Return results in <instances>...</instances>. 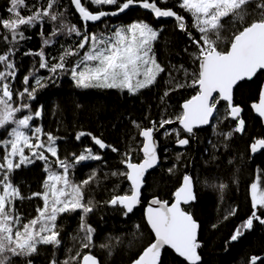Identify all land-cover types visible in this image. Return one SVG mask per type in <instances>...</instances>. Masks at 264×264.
Instances as JSON below:
<instances>
[{
	"label": "snow or ice",
	"instance_id": "1",
	"mask_svg": "<svg viewBox=\"0 0 264 264\" xmlns=\"http://www.w3.org/2000/svg\"><path fill=\"white\" fill-rule=\"evenodd\" d=\"M173 2L175 7L182 10V15L172 7L158 6L156 0H70L76 13L85 27L81 31L75 24L69 25L65 20V12L57 11L60 0H35L31 5L28 0H9L10 6L7 12L8 18L0 19V27L8 30L11 41L17 42L25 39L22 27L43 28L48 21L52 22L50 38L43 40L44 45L53 43V37L63 34L81 37L75 48H67L62 51L59 61L49 65L43 49L33 54L40 57L39 69H48L52 74L58 70H66L67 58L80 57L70 68L71 78L80 88H107L127 90L135 94L142 89L150 88L157 82L165 68L157 61L153 51L154 43L161 34L160 29L152 25L137 21L119 28L111 36L97 37L86 30L88 22L100 21L106 16H116L124 13L130 7L139 6L144 10H150L154 18H173L176 26L189 36L192 45L197 51L192 54L197 67L189 73L184 69V75L191 76L186 83L177 82L169 91H175L186 87L195 90V94L186 99L181 105L182 112L175 120L163 119L159 121V128L165 125L177 123L182 131L187 133L185 138H180V131L170 129L165 135L175 132L179 146L189 144V139L194 135V129L209 125L214 114L219 111L218 105L225 102V118H231L236 122L232 131L224 134L225 139L232 137L233 132L244 131L245 122L240 118L242 111L239 105L233 102V89L238 82L252 80L258 73L264 72V0H160V4L167 5ZM87 5L115 6L114 11H92ZM22 9H30V14H22ZM34 9V10H31ZM187 18L191 19L192 28L199 37H193L188 30ZM58 22V23H57ZM230 32L225 36V32ZM43 36V31L40 32ZM8 40L9 37H3ZM86 45L88 49L85 50ZM80 50L83 55L80 56ZM187 51V49H185ZM12 53L0 54V63L5 69L0 71V129L7 133L8 138L0 137L4 153L0 158V264H34L32 257L39 254V246L50 245L59 248L62 243L61 232L57 221L64 214L81 212L79 233L80 246L89 249L93 246L95 229L87 223L86 217L92 213L95 204L92 200H85L84 189L96 180L95 171L80 183H74L70 179L69 170L74 164L87 160H101L99 154H94L91 148L76 155L73 153L74 162L68 163L66 159H60L58 155L57 140L52 132H45L42 127H33L30 124L35 118L41 116L40 109L17 118V114L30 109L28 103H22L15 107L13 100L25 96L29 100L35 99L38 87H44L40 78L35 77L36 87H30V75H26L22 83L26 85L18 92L13 89L9 81L16 77V66L9 60ZM183 67V66H181ZM171 83V81H170ZM169 91L164 96L169 95ZM216 94V95H214ZM252 109L259 117L264 118V88L261 89L258 102L251 104ZM137 128L141 126L133 121ZM10 125H14L10 127ZM156 122L152 127L141 128L139 135L143 137L142 147L139 151L142 157L134 163L131 153H125L121 160L124 165L123 171H114L112 176L124 177L130 183V194L113 195L106 203L112 207L119 206L122 213L127 217L139 205L141 189L144 185L145 174L154 169L160 162L157 152V142L154 138ZM10 127V130H9ZM25 130H30L25 131ZM91 136L95 145L100 149L110 148L112 152L118 149L106 144L100 138L91 133L79 132L75 139ZM41 137H46V141ZM28 150L29 154L25 153ZM264 149V138L255 139L250 144V151L256 154ZM50 153L56 158V163L63 171H52L46 167L47 178L43 182V192H34L31 196H24L18 185L13 183L12 174L22 166L35 163L36 160L48 162ZM169 173L173 168L168 169ZM262 176L258 175L250 185L251 214L234 230L229 240L237 241L245 231L251 230L254 222L264 225V187H261ZM226 187L221 184L220 188ZM40 198L43 202L41 207L36 208V215L24 221L18 211V202L24 199ZM173 201H161L153 198L145 210V220L150 228L153 239L132 260V264H163L165 250H172L185 264H198L201 256L198 249L202 246L198 241V222L191 212L182 205H189L196 200L193 190L192 177L185 174L180 186L173 193ZM236 214V209H231L224 219ZM216 225H213L215 227ZM139 229V225H136ZM75 241L77 236H73ZM101 248H107V244H100ZM71 249H69V252ZM81 253L77 251L62 261V264H74ZM258 257H253L251 264H256ZM51 264H58L53 259ZM80 264H101L100 260L91 253L84 254Z\"/></svg>",
	"mask_w": 264,
	"mask_h": 264
},
{
	"label": "trees",
	"instance_id": "2",
	"mask_svg": "<svg viewBox=\"0 0 264 264\" xmlns=\"http://www.w3.org/2000/svg\"><path fill=\"white\" fill-rule=\"evenodd\" d=\"M34 2L35 0H28L29 5ZM156 2L162 8L172 7L174 11L185 15L173 2L167 5L160 4V0ZM40 3H43V0H40ZM9 6V0H0V19L10 16L7 12ZM87 6L94 12L115 10V6H100L99 9ZM21 11L24 15L30 14V9ZM57 11L65 12V20L69 25L75 24L81 31L85 30L82 20L70 5V0H60ZM186 19L189 32L198 38L199 33L192 28L191 19ZM137 21L146 22L161 30L153 51L165 72L160 74L153 86L135 94L120 89L77 87L71 78L70 68L80 57H68L66 70H58L56 74H52L48 69H39V56L27 54L43 49L49 65L57 63L62 51L67 48L74 49L81 39L75 33L53 37V43L44 45L43 40L50 38L52 31L50 21L46 22L42 29L40 26L22 27L25 39H18L17 42L11 41L8 30L0 27V54L11 52L9 60L16 66L15 79L9 78L6 82H10L18 92L26 87L22 83L24 76L34 73V77L30 75V87H36L35 77L40 78L44 85L37 88L35 99L29 100L27 96L23 100L18 96L14 98L15 107L21 106L22 103L30 105V109L17 114V118L29 112L34 114L35 110L40 109L41 116L30 124L35 123L45 132H52L54 136L60 137L57 140L58 155L70 164L74 162L73 153L79 155L87 148L102 157L98 161L74 164L69 170L70 179L74 183H80L93 171L97 174L96 180L84 189L85 200H92L95 204L94 211L86 217L87 223L96 230L93 246L89 249H82L80 246L79 237L83 234L79 233L78 229L82 213L77 211L64 214L57 221L62 243L59 248L52 246V260L62 264L64 259L80 251L81 256L74 264H79L81 257L86 253L96 256L101 264L131 263L153 239L144 220L145 204L154 197L171 202L182 177L187 174L193 179L196 201L185 209L191 212L199 224L198 241L202 245L198 249L201 256L199 264H251L253 257L260 258L256 264H264V225L254 222L253 228L245 231L237 241L229 240L237 226L251 214L250 185L264 170V151L256 155H252L250 151V144L255 139L264 138V126L252 114L250 108L251 104L258 100L264 72L258 73L250 81L239 83L234 90L233 102L241 107L240 118L245 122L243 132H233L231 138L225 139L224 134L232 131L236 122L230 117L225 118L224 102L218 105L219 111L211 126L194 129L195 134L190 137L185 148L175 147V135L164 136L163 132L167 128H163L156 136L160 162L158 167L146 176L141 191V206L125 217L119 206L112 207L106 203L113 195L130 193L126 179L112 176L111 173L124 170L121 160L125 158V153H131L134 163L140 161L141 128L152 127V122H156L155 129H158L159 121L175 120L182 112L181 105L184 101L195 94L191 87L169 91L177 82L190 81L191 76L186 77L184 69L192 73L197 67L192 56L197 49L192 45L189 36L178 29L175 20H157L149 11L131 8L119 18H107L96 24L88 23L86 30L97 37H107L113 35L115 30ZM41 31L43 36L40 35ZM230 34L227 31L224 33L225 36ZM5 36L9 37L7 41L3 39ZM88 47L86 45L85 50ZM85 50H80V56ZM0 71L11 70L5 69L0 63ZM166 91H169L168 96H164ZM133 121L141 127L137 128ZM79 132L91 133L106 144L116 147L118 152H112L110 148L100 151L88 135L81 137L79 141L76 140L75 136ZM6 134L0 129V137L6 138ZM181 137H186L182 131ZM42 140L46 141V137H42ZM3 153V145L0 144V158ZM46 167L56 172L63 171L58 167L56 158L49 157L47 163L36 160L31 165L22 166L14 171L11 178L24 196H31L34 192L44 191ZM169 168H173L172 173L168 172ZM221 184L226 187L221 189ZM261 187H264V176ZM42 204L38 197L24 199L18 202V211L26 221L37 214L36 208ZM233 208L236 209V214L224 219ZM136 225L140 226L139 229ZM73 236L78 239L74 241ZM100 244H107L108 247L101 248ZM163 264H185V261L168 249L163 254Z\"/></svg>",
	"mask_w": 264,
	"mask_h": 264
},
{
	"label": "water",
	"instance_id": "3",
	"mask_svg": "<svg viewBox=\"0 0 264 264\" xmlns=\"http://www.w3.org/2000/svg\"><path fill=\"white\" fill-rule=\"evenodd\" d=\"M74 8V7H73ZM131 8H139V9H142V8H140L139 6H134V7H130V9ZM129 10V9H128ZM128 10H126L124 13H121V14H119V15H116V16H106V17H103L100 21H96V22H88V23H91V24H96V23H99V22H101L102 20H105V19H107V18H119V17H121V16H123ZM142 10H144V9H142ZM114 11V10H113ZM146 11H149L150 12V10H146ZM151 13V12H150ZM77 15H78V17H79V14L78 13H76ZM152 14V13H151ZM153 15V14H152ZM154 16V15H153ZM80 18V17H79ZM156 19V18H155ZM169 19H172V20H174L173 18H160V19H157V20H169ZM245 81H250V80H245ZM241 82H243V81H241ZM241 82H238V84L239 83H241ZM237 84V85H238ZM237 85L234 87V89H233V93H234V90H235V88L237 87ZM262 88H264V80H263V82H262V84H261V87H260V91H261V89ZM260 93V92H259ZM214 95H216V94H214ZM221 102H223V101H221ZM256 102H258V100L256 101ZM225 103V102H224ZM250 108H251V111H252V114L256 117V118H258L260 121H261V123H262V125L264 126V118H261V117H259L258 116V114L252 109V107L250 106ZM182 109V108H181ZM241 114H242V111H241V113H240V116H241ZM215 115H216V113L214 114V117H215ZM213 121V120H212ZM212 121H211V123L209 124V125H204V126H201V127H199V128H197V129H204V128H208V127H210L211 126V124H212ZM171 126H176V127H178L181 131H182V128H181V126L178 124V122L177 123H174V124H169V125H165V128H168V127H171ZM161 131H162V129H160V128H158V129H155L154 130V138H155V140H156V142H157V152H158V150H159V143H158V140L156 139V136H158L160 133H161ZM183 132V131H182ZM184 133V132H183ZM186 136H187V133H184ZM139 138H140V140H141V147H142V142H143V137H141L140 135H139ZM183 138H185V137H183ZM255 141V140H254ZM253 141V142H254ZM252 142V143H253ZM188 145H186V146H179L177 143H175V147H177V148H185V147H187ZM99 147V146H98ZM100 149V148H99ZM107 148H105V149H100V151H105ZM264 149H262V150H260L259 152H257L256 154H258V153H260L261 151H263ZM252 154V153H251ZM256 154H252V155H256ZM140 155H141V157H142V153L140 152ZM159 165V164H158ZM158 165L155 167V168H157L158 167ZM124 166V165H123ZM154 168V169H155ZM154 169H150V170H148V172L145 174V179H146V176L150 173V172H152ZM192 181H193V179H192ZM128 182V181H127ZM128 184H129V187H130V183L128 182ZM143 187H144V185H143ZM143 187H142V189H143ZM142 189H141V191H142ZM193 190H194V194H195V186H194V182H193ZM130 194V193H129ZM196 196V195H195ZM173 199H174V197H172ZM153 199V198H152ZM152 199H150L146 204H145V206H144V208H143V214H144V220H145V210H146V208L148 207V205H149V203H150V201L152 200ZM173 199H172V201H173ZM171 201V202H172ZM196 201V200H195ZM195 201H193V202H191L189 205H182V207H187V206H190L191 204H193V203H195ZM171 202H169V203H171ZM141 206V201H140V203H139V205H137L135 208H137V207H140ZM134 208V209H135ZM145 222H146V220H145ZM149 228V227H148ZM149 230H150V228H149ZM151 231V230H150ZM198 234H199V228H198ZM170 250V249H169ZM172 251V250H171ZM173 252V251H172ZM174 253V252H173ZM86 254H88V253H86ZM175 254V253H174ZM176 255V254H175ZM177 256V255H176ZM178 257V256H177ZM81 259H82V257H81ZM80 259V260H81ZM181 259V258H180ZM200 263V261L198 262V264ZM79 264H80V261H79ZM129 264H132V262L131 263H129Z\"/></svg>",
	"mask_w": 264,
	"mask_h": 264
},
{
	"label": "rangeland",
	"instance_id": "4",
	"mask_svg": "<svg viewBox=\"0 0 264 264\" xmlns=\"http://www.w3.org/2000/svg\"><path fill=\"white\" fill-rule=\"evenodd\" d=\"M32 125H33V127H35V126H37L35 123H32ZM14 125H10V127H13ZM10 127H9V130H10ZM170 129H176V130H180L178 127H176V126H171V127H168L166 130H170ZM165 130V131H166ZM25 131H29V134H31L30 133V130H25ZM165 131L163 132V135L164 136H168V135H165ZM181 131V130H180ZM183 133V132H182ZM6 134V133H5ZM171 134H174L175 135V140H177V137H176V134H175V132H172ZM170 134V135H171ZM6 136H7V134H6ZM6 138H8V137H6ZM42 138V137H41ZM25 153L26 154H29L28 153V150L26 149L25 150ZM94 153V152H93ZM46 155H48L49 157H52L51 155H50V153H45ZM94 154H96V153H94ZM87 161H90V160H87ZM83 162H86V161H83ZM59 172V171H58ZM62 173V172H61ZM52 246H50V245H47V246H45V245H41V246H39V254L38 255H35L34 257H32V259H33V262H34V264H51V261H52ZM18 264H23V260L21 259V261H18Z\"/></svg>",
	"mask_w": 264,
	"mask_h": 264
},
{
	"label": "flooded vegetation",
	"instance_id": "5",
	"mask_svg": "<svg viewBox=\"0 0 264 264\" xmlns=\"http://www.w3.org/2000/svg\"><path fill=\"white\" fill-rule=\"evenodd\" d=\"M181 138H183V137H181ZM176 143V142H175Z\"/></svg>",
	"mask_w": 264,
	"mask_h": 264
},
{
	"label": "bare ground",
	"instance_id": "6",
	"mask_svg": "<svg viewBox=\"0 0 264 264\" xmlns=\"http://www.w3.org/2000/svg\"><path fill=\"white\" fill-rule=\"evenodd\" d=\"M264 151V150H263Z\"/></svg>",
	"mask_w": 264,
	"mask_h": 264
}]
</instances>
